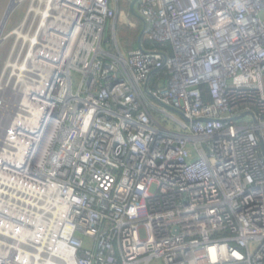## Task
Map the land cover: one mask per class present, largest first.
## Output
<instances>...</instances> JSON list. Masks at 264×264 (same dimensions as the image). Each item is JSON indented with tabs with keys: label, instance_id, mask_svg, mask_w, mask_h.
Masks as SVG:
<instances>
[{
	"label": "built area",
	"instance_id": "built-area-1",
	"mask_svg": "<svg viewBox=\"0 0 264 264\" xmlns=\"http://www.w3.org/2000/svg\"><path fill=\"white\" fill-rule=\"evenodd\" d=\"M28 1L0 94V264L40 244L264 264V0H137L152 44L127 53L120 0Z\"/></svg>",
	"mask_w": 264,
	"mask_h": 264
},
{
	"label": "rangeland",
	"instance_id": "rangeland-1",
	"mask_svg": "<svg viewBox=\"0 0 264 264\" xmlns=\"http://www.w3.org/2000/svg\"><path fill=\"white\" fill-rule=\"evenodd\" d=\"M10 0H0V26ZM121 12L118 22V42L124 53L138 47L136 36L138 31H142L144 23L130 11L129 0H120ZM29 5L28 0H17V6L7 19L4 28L0 33V78L9 57V50L13 38L9 39L10 34L26 21L25 12ZM139 33V35H140ZM139 37V36H138ZM6 76V75H5ZM4 79V78H3ZM163 264L162 260L157 261Z\"/></svg>",
	"mask_w": 264,
	"mask_h": 264
},
{
	"label": "bare ground",
	"instance_id": "bare-ground-1",
	"mask_svg": "<svg viewBox=\"0 0 264 264\" xmlns=\"http://www.w3.org/2000/svg\"><path fill=\"white\" fill-rule=\"evenodd\" d=\"M36 10L40 11V8H36ZM41 13L43 16L46 15V11L42 10ZM28 37H30V30L29 29H22V28L16 29L13 33L10 34V36L8 38V40L13 38L10 49H16L18 47V45L22 42V40L27 39ZM7 64H9V62H6L5 68L3 70V74L0 78V94H2V92L4 91V81L7 77L5 75L8 72ZM26 122L29 123L28 119H26ZM40 241H41V243H45L46 242L45 236L40 238ZM33 245L35 247V244H33ZM44 245L45 244H40V245H38V247H40L42 249V251L47 250V252L48 253L50 252V254H48L43 260H41L39 258V255L37 253L33 252L34 254H33L32 258L24 256L23 259H21L22 264H65V262H63L59 258L55 257L56 254H60L62 256H65L66 255V249L65 248H63V249L61 248L60 250H58L55 247H53V248L51 247L52 249L50 250L49 244L46 246H44ZM70 264H72V263H70Z\"/></svg>",
	"mask_w": 264,
	"mask_h": 264
},
{
	"label": "water",
	"instance_id": "water-1",
	"mask_svg": "<svg viewBox=\"0 0 264 264\" xmlns=\"http://www.w3.org/2000/svg\"><path fill=\"white\" fill-rule=\"evenodd\" d=\"M137 2V0H134L132 1L131 5H130V10H131V13L134 14L137 18L141 19L143 22H144V27L138 37V46L140 48H142V42H143V37H144V32H145V21H144V18L138 14V12L136 11L135 9V3ZM17 6V0H10L9 4H8V7L6 9V12L4 14V17H3V20H2V23H1V26H0V33L2 31V29L4 28L5 24H6V21L7 19L10 17V15L12 14L14 8ZM145 91L147 93V95L151 98H155L152 93L149 91V88H148V81L146 82V85H145ZM156 99V98H155ZM261 146H262V150L264 152V141L262 140L261 141Z\"/></svg>",
	"mask_w": 264,
	"mask_h": 264
},
{
	"label": "trees",
	"instance_id": "trees-1",
	"mask_svg": "<svg viewBox=\"0 0 264 264\" xmlns=\"http://www.w3.org/2000/svg\"><path fill=\"white\" fill-rule=\"evenodd\" d=\"M139 33H140V31H138V35L136 36V40H138ZM137 43H138V41H137ZM143 43H144V45H145L146 47H148V46H150V45L152 44V41H151V39H149V37H148L147 35H145V36L143 37ZM165 75H166L165 73H162V76H163V77H164Z\"/></svg>",
	"mask_w": 264,
	"mask_h": 264
}]
</instances>
